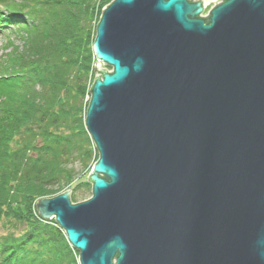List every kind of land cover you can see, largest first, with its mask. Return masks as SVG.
<instances>
[{
  "label": "water",
  "instance_id": "water-1",
  "mask_svg": "<svg viewBox=\"0 0 264 264\" xmlns=\"http://www.w3.org/2000/svg\"><path fill=\"white\" fill-rule=\"evenodd\" d=\"M93 52V195L40 217L80 264H264V0H114Z\"/></svg>",
  "mask_w": 264,
  "mask_h": 264
},
{
  "label": "trees",
  "instance_id": "trees-1",
  "mask_svg": "<svg viewBox=\"0 0 264 264\" xmlns=\"http://www.w3.org/2000/svg\"><path fill=\"white\" fill-rule=\"evenodd\" d=\"M24 1L30 17L12 22L3 17L14 12L11 4L0 0V25L21 27V45L0 66V264H80L65 231L31 205L74 185L73 159L88 173L99 160L86 130L91 99L83 103L95 56V6L114 0Z\"/></svg>",
  "mask_w": 264,
  "mask_h": 264
},
{
  "label": "rangeland",
  "instance_id": "rangeland-1",
  "mask_svg": "<svg viewBox=\"0 0 264 264\" xmlns=\"http://www.w3.org/2000/svg\"><path fill=\"white\" fill-rule=\"evenodd\" d=\"M6 1L9 4H11V10L14 12H11L10 14L8 13V14H6V16H3L4 19H6V18L13 19L12 22H14V21L24 22L26 19H28L30 17L31 13L28 9V3L27 2H25L24 0H6ZM212 5H213V2H210L208 8L206 9V13H208L210 11V8L212 7ZM22 6H24V8ZM107 7H105V6L102 7L100 5V3L96 4L95 13H94L95 26L98 25V23H99L98 21H100L102 14H103V10L106 9ZM82 25H85L87 27V22L83 21ZM20 28H21L20 26L16 25L13 28L6 27V29H3L0 31V66L3 65V63L5 61V57H6L7 53L9 52V49L10 48L12 49L13 46L19 47L21 45V39L19 36L20 35L19 34ZM91 31H92V33H91V45H92V43L94 45V43H95L94 39L96 36L95 35V27L92 28ZM93 45H92V47H93ZM89 47H91V46H89ZM96 62H98V60L95 56H93L92 61H91L92 65H91V69H90V76H89L87 93L84 96V103H83L84 106L90 100L89 89L92 86V81H94L96 79V68H95ZM99 63L103 66L104 70H107L108 72L112 71L111 67L105 65L102 62H99ZM93 151H95V149ZM95 154L97 155V151H95L94 157H95ZM69 164H70L69 168L74 169L76 171V173L78 174V179H77L78 182L76 181L73 186L65 187L60 192L59 195H62L64 193H66L67 191H69V189H71L72 191L70 194V198H71V202L73 204H78V203L88 201L89 199H91V197L93 195V186H92V184L88 183V181H87L91 172L88 173V169L84 168V166L82 165V161L78 158L73 159ZM82 181H86V182L81 183L78 186V188H76L74 190L75 185L78 184L79 182H82ZM55 197H57V196H55ZM55 197H47V198H43V199H50V198H55ZM43 199H41V200H43ZM38 202L39 201H36L31 205L32 210L36 214V216L39 215V212L37 211L38 210V207H37ZM36 208H37V210H36ZM4 232L5 231L3 230V224L0 223V235L3 234Z\"/></svg>",
  "mask_w": 264,
  "mask_h": 264
},
{
  "label": "built area",
  "instance_id": "built-area-1",
  "mask_svg": "<svg viewBox=\"0 0 264 264\" xmlns=\"http://www.w3.org/2000/svg\"><path fill=\"white\" fill-rule=\"evenodd\" d=\"M208 14H209V12H208V13L205 12L203 16H208ZM110 72H111V71H110Z\"/></svg>",
  "mask_w": 264,
  "mask_h": 264
},
{
  "label": "bare ground",
  "instance_id": "bare-ground-1",
  "mask_svg": "<svg viewBox=\"0 0 264 264\" xmlns=\"http://www.w3.org/2000/svg\"><path fill=\"white\" fill-rule=\"evenodd\" d=\"M214 7V5H212V7L210 8V10Z\"/></svg>",
  "mask_w": 264,
  "mask_h": 264
}]
</instances>
